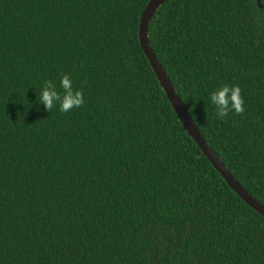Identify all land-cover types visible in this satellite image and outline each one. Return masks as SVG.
I'll list each match as a JSON object with an SVG mask.
<instances>
[{
    "label": "trees",
    "instance_id": "trees-1",
    "mask_svg": "<svg viewBox=\"0 0 264 264\" xmlns=\"http://www.w3.org/2000/svg\"><path fill=\"white\" fill-rule=\"evenodd\" d=\"M149 0H0V264H264V217L188 135L140 45ZM167 0L148 41L264 205V0ZM85 103L50 112L45 80ZM241 88L218 119L208 96Z\"/></svg>",
    "mask_w": 264,
    "mask_h": 264
},
{
    "label": "water",
    "instance_id": "water-1",
    "mask_svg": "<svg viewBox=\"0 0 264 264\" xmlns=\"http://www.w3.org/2000/svg\"><path fill=\"white\" fill-rule=\"evenodd\" d=\"M167 0H149L145 9L140 15L138 26V38L140 45L144 51L146 58L148 59L152 70L154 71L162 89L164 90L172 108L177 113V116L184 128L188 132V135L196 142L197 146L205 154L208 160L212 163L214 168L220 173L224 181L229 187L242 199L249 207L264 217V205H262L254 196H252L240 183L236 180L234 175L226 168L220 157L217 156L215 151L208 145L204 137L202 136L198 126L191 118L184 103L176 92L171 80L162 67L161 63L157 59L153 52L151 45L148 41V26L153 14L156 10ZM258 4L261 7L260 0Z\"/></svg>",
    "mask_w": 264,
    "mask_h": 264
},
{
    "label": "clouds",
    "instance_id": "clouds-1",
    "mask_svg": "<svg viewBox=\"0 0 264 264\" xmlns=\"http://www.w3.org/2000/svg\"><path fill=\"white\" fill-rule=\"evenodd\" d=\"M214 107L218 119L228 117L230 113L242 114L245 112V99L241 95L238 85L227 83L215 89L208 96ZM37 106L50 112L57 105L59 111L69 113L84 105L85 99L82 90L75 86L70 74H63L59 80V90L52 80H45L40 88L36 100Z\"/></svg>",
    "mask_w": 264,
    "mask_h": 264
}]
</instances>
